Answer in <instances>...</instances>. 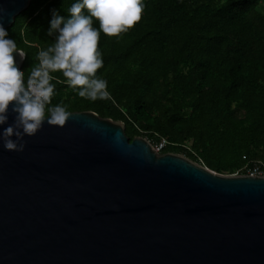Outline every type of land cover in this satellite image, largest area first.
<instances>
[{
    "label": "water",
    "instance_id": "water-1",
    "mask_svg": "<svg viewBox=\"0 0 264 264\" xmlns=\"http://www.w3.org/2000/svg\"><path fill=\"white\" fill-rule=\"evenodd\" d=\"M29 5L0 0L4 27ZM25 141L0 143V264H264V176L159 154L93 112Z\"/></svg>",
    "mask_w": 264,
    "mask_h": 264
},
{
    "label": "trees",
    "instance_id": "trees-1",
    "mask_svg": "<svg viewBox=\"0 0 264 264\" xmlns=\"http://www.w3.org/2000/svg\"><path fill=\"white\" fill-rule=\"evenodd\" d=\"M74 2L30 0L15 18L8 32L27 53L25 79L39 51L54 42L46 35L52 11L67 18ZM143 3L140 21L127 32H101L104 65L97 75L107 80L110 97H80L56 72L51 105L122 122L130 141L165 140L160 154L184 156L220 175L264 165V0Z\"/></svg>",
    "mask_w": 264,
    "mask_h": 264
},
{
    "label": "clouds",
    "instance_id": "clouds-1",
    "mask_svg": "<svg viewBox=\"0 0 264 264\" xmlns=\"http://www.w3.org/2000/svg\"><path fill=\"white\" fill-rule=\"evenodd\" d=\"M144 7L143 0H75L67 18L53 10L46 35L54 37V42L39 51V63L32 66L27 79L13 55L17 53L23 61L27 53L0 21V143L6 151H24L25 137L35 136L45 122L66 124L70 117L66 106L51 105L56 89L52 81L58 78L53 73H61L80 97L93 102L110 97L107 80L97 75L104 65L98 50L101 32L108 37L127 32L140 21Z\"/></svg>",
    "mask_w": 264,
    "mask_h": 264
},
{
    "label": "built area",
    "instance_id": "built-area-1",
    "mask_svg": "<svg viewBox=\"0 0 264 264\" xmlns=\"http://www.w3.org/2000/svg\"><path fill=\"white\" fill-rule=\"evenodd\" d=\"M167 145L165 140H162L160 143L153 146L154 150L160 154V152L164 149V147ZM253 168L248 171L247 175L251 176H264V165L257 161L253 162Z\"/></svg>",
    "mask_w": 264,
    "mask_h": 264
},
{
    "label": "rangeland",
    "instance_id": "rangeland-1",
    "mask_svg": "<svg viewBox=\"0 0 264 264\" xmlns=\"http://www.w3.org/2000/svg\"><path fill=\"white\" fill-rule=\"evenodd\" d=\"M245 171H246V168L245 167H243L240 171H238V172H236L235 174H233V176H236V175H242V174H244L245 173Z\"/></svg>",
    "mask_w": 264,
    "mask_h": 264
}]
</instances>
